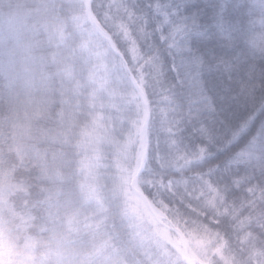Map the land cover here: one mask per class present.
Here are the masks:
<instances>
[{
    "label": "trees",
    "instance_id": "1",
    "mask_svg": "<svg viewBox=\"0 0 264 264\" xmlns=\"http://www.w3.org/2000/svg\"><path fill=\"white\" fill-rule=\"evenodd\" d=\"M261 40L264 0H0L7 264H264Z\"/></svg>",
    "mask_w": 264,
    "mask_h": 264
},
{
    "label": "clouds",
    "instance_id": "2",
    "mask_svg": "<svg viewBox=\"0 0 264 264\" xmlns=\"http://www.w3.org/2000/svg\"><path fill=\"white\" fill-rule=\"evenodd\" d=\"M0 244L5 249L14 248L18 251H23L24 238L11 226H6L3 233L0 234ZM12 264H35L24 259L23 256H16L13 258Z\"/></svg>",
    "mask_w": 264,
    "mask_h": 264
},
{
    "label": "rangeland",
    "instance_id": "3",
    "mask_svg": "<svg viewBox=\"0 0 264 264\" xmlns=\"http://www.w3.org/2000/svg\"><path fill=\"white\" fill-rule=\"evenodd\" d=\"M262 44H264V41H262ZM116 88H119V86L116 85ZM120 120L119 118H115V121ZM128 121L132 122V120L130 118L127 119ZM121 121V120H120ZM129 124V123H128ZM132 126H135L132 124ZM141 131V125L137 124V127H135V134L137 136V133H139ZM125 178L128 180L129 179V174H126ZM194 252H189V256L192 258L194 256ZM0 264H7L6 259H5V255L4 253L1 251L0 249Z\"/></svg>",
    "mask_w": 264,
    "mask_h": 264
},
{
    "label": "water",
    "instance_id": "4",
    "mask_svg": "<svg viewBox=\"0 0 264 264\" xmlns=\"http://www.w3.org/2000/svg\"><path fill=\"white\" fill-rule=\"evenodd\" d=\"M89 2H90V0H88V6H89ZM111 45H112V43H111ZM112 47H114L113 45H112ZM142 96V98H143V100H144V96L143 95H141ZM145 123H144V125H143V127H142V130H141V141L143 142L144 141V135H145ZM140 195V194H139ZM141 196V198H143L144 199V197L142 196V195H140ZM145 200V199H144ZM148 206H149V204L148 203H146ZM154 217H155V219L157 220V221H160V218H159V216L158 215H156V214H154ZM182 243H183V245H185L186 244V240L183 238V241H182ZM184 255H185V259L187 260V262H192V260L191 259H189V257H188V252H187V250H186V248H184Z\"/></svg>",
    "mask_w": 264,
    "mask_h": 264
}]
</instances>
